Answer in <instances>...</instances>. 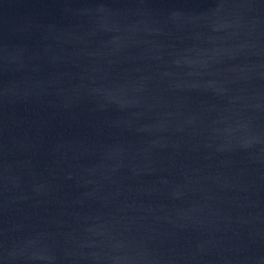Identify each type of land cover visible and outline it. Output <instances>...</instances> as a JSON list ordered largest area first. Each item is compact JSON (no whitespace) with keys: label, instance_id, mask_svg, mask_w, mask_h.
Instances as JSON below:
<instances>
[{"label":"water","instance_id":"obj_1","mask_svg":"<svg viewBox=\"0 0 264 264\" xmlns=\"http://www.w3.org/2000/svg\"><path fill=\"white\" fill-rule=\"evenodd\" d=\"M0 264H264V0H0Z\"/></svg>","mask_w":264,"mask_h":264}]
</instances>
